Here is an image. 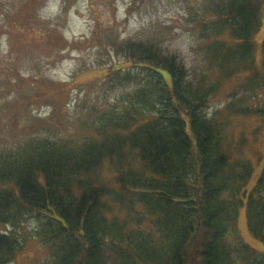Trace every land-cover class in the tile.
<instances>
[{
	"label": "trees",
	"instance_id": "1",
	"mask_svg": "<svg viewBox=\"0 0 264 264\" xmlns=\"http://www.w3.org/2000/svg\"><path fill=\"white\" fill-rule=\"evenodd\" d=\"M177 2L198 67L149 38L114 37L131 63L107 76L128 90L122 106L93 105L80 136L38 130L0 148V264L31 220L49 252L39 264H264L237 228L245 205L264 244V173L249 188L252 160L226 143L233 118L264 117V40L260 58L253 41L264 0ZM228 82L231 98L212 111Z\"/></svg>",
	"mask_w": 264,
	"mask_h": 264
},
{
	"label": "rangeland",
	"instance_id": "2",
	"mask_svg": "<svg viewBox=\"0 0 264 264\" xmlns=\"http://www.w3.org/2000/svg\"><path fill=\"white\" fill-rule=\"evenodd\" d=\"M114 37L149 38L178 52L188 66L200 65L193 53L195 37L177 0H0V148L38 130L80 136L78 117L88 119L93 105L99 113L114 103L122 106L128 90L112 87L107 76L112 65L126 68L131 63L114 53ZM263 40L264 11L253 38L258 58ZM232 89L229 82L219 88L212 111L226 107ZM226 143L232 154L252 160V189L264 173V117L233 118ZM237 228L246 243L264 254V244L248 229L245 205ZM37 229L35 220L23 227V247L12 264H39L48 257Z\"/></svg>",
	"mask_w": 264,
	"mask_h": 264
}]
</instances>
